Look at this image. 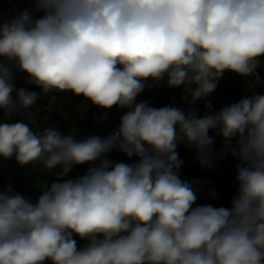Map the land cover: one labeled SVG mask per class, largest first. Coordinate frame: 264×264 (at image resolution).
<instances>
[{"label": "clouds", "instance_id": "1", "mask_svg": "<svg viewBox=\"0 0 264 264\" xmlns=\"http://www.w3.org/2000/svg\"><path fill=\"white\" fill-rule=\"evenodd\" d=\"M32 4L0 22L3 116L52 92L82 96L103 110L99 122L113 107L125 111L104 137L0 122V158L56 176L35 200L0 188V264H264V94L249 89L215 112L207 101L203 115L194 107L225 72L261 82L264 0ZM18 73L40 92L17 88ZM165 84L183 88L187 109L137 102ZM210 132L222 138L219 153ZM178 145L208 170L217 156L238 161L230 206L197 203L200 181L181 178Z\"/></svg>", "mask_w": 264, "mask_h": 264}, {"label": "trees", "instance_id": "2", "mask_svg": "<svg viewBox=\"0 0 264 264\" xmlns=\"http://www.w3.org/2000/svg\"><path fill=\"white\" fill-rule=\"evenodd\" d=\"M260 77V83H257L255 76L243 78L232 72H225L220 80L216 90L207 97V100L198 101L194 107L200 115L206 111L204 104L211 101L213 111H219L222 107L238 102L242 97L252 95L249 91L252 89L260 94H264V60L261 67L257 70ZM25 75L21 74L18 86L24 87L29 91L40 92V89L34 85L25 83ZM184 95L183 88L170 89L167 85L147 88L145 102L150 106L162 107L165 105L188 108V105L182 103L181 97ZM39 102L34 107L23 110L19 114H13L11 117H4L0 112V122L9 121L25 114L23 117L14 119L23 120L28 123L32 130L40 133L43 129L55 125L57 130L65 135L72 133V129L76 128L78 137L89 134L91 131L89 117L94 113L89 112V108L93 105L85 100L82 96H76L71 92H52L46 96H41ZM88 109V110H87ZM88 111V112H87ZM30 117L35 118L34 122H30ZM214 136V151L219 153L222 148V138ZM179 157L184 161L181 169V178L192 182L200 181V191L197 193L198 204H212L214 206H230L232 197L236 194L238 182L236 181V164L230 154L224 157L217 156L215 166L212 170L202 167L195 159V149L187 148L182 145L177 148ZM59 167L55 171H59ZM55 177L54 173L50 174L46 170L37 165H26L20 167L13 159L4 160L0 158V188L11 183L14 191L19 192L27 197L35 200L39 191L44 188L45 182L51 183ZM216 195H211L212 191Z\"/></svg>", "mask_w": 264, "mask_h": 264}, {"label": "rangeland", "instance_id": "3", "mask_svg": "<svg viewBox=\"0 0 264 264\" xmlns=\"http://www.w3.org/2000/svg\"><path fill=\"white\" fill-rule=\"evenodd\" d=\"M32 7H33L32 0H0V22L8 20L12 16L17 15L19 12L25 9L31 10ZM21 74L22 73H18L16 76L15 85L17 88L21 87L17 85L19 84L18 81L20 79ZM146 90L147 88L142 94H140L137 97V102L145 100ZM36 103H41V102H39L38 100ZM88 111L94 113L93 115L89 117L91 131L89 132V134H85L82 137L79 136L78 138H84L90 135H100L101 137L109 135L118 126L119 117L123 114L125 110L113 107L108 112V119L103 122H99L98 120L94 119L96 117H100L103 114L102 109H98L95 106H91ZM20 117L21 118L23 117V120L26 119L25 114ZM20 117H17V118H20ZM17 118H14V119H17ZM14 119L10 118L8 122H14ZM34 120L35 118L30 117L29 121L34 122ZM72 130L75 131L76 133L79 132V130H77L76 128H73ZM181 146L182 145H178V148H180ZM110 157L111 159L117 162L119 161H124L126 163L132 162V160H129L124 154L120 153L119 151H113L112 153H110ZM134 159L135 158H133V160ZM87 167L88 165L74 167L73 171L69 174L68 178H74L78 175H82L87 170ZM55 179H56V176L53 178L52 181H54ZM76 239H77V243L79 246H82L84 243H86V241H82L78 237H76Z\"/></svg>", "mask_w": 264, "mask_h": 264}]
</instances>
